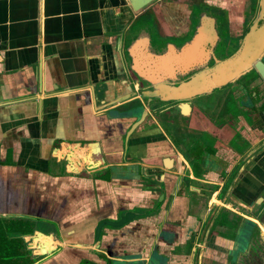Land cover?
Listing matches in <instances>:
<instances>
[{"label": "crops", "instance_id": "crops-1", "mask_svg": "<svg viewBox=\"0 0 264 264\" xmlns=\"http://www.w3.org/2000/svg\"><path fill=\"white\" fill-rule=\"evenodd\" d=\"M186 3L159 0L146 11L164 17L162 35L183 38ZM136 19L125 0H0L2 259L227 262L223 226L241 222L232 207L264 189V110L237 106L232 115L221 110L225 96L192 105L187 117L176 105L148 108L138 95L111 105L139 89L123 50ZM71 152L87 160L75 173ZM36 231L61 246L34 263L23 237Z\"/></svg>", "mask_w": 264, "mask_h": 264}, {"label": "water", "instance_id": "water-1", "mask_svg": "<svg viewBox=\"0 0 264 264\" xmlns=\"http://www.w3.org/2000/svg\"><path fill=\"white\" fill-rule=\"evenodd\" d=\"M125 1L137 19L129 28L123 50L127 69L139 89L133 91L131 85V95L115 97L111 105L138 95L148 108L169 110L176 105L187 117L192 105H206L212 97L217 101L223 99L229 89L239 90L242 84L249 82L254 72L264 81V0L260 2L261 24L254 22L242 41L233 38L226 44L220 41L215 30V23L219 20L206 7L187 2L192 6L189 7L191 26L183 38H176L171 34L162 35L157 12L146 11L159 0ZM222 44L225 50L219 46ZM69 148L81 150L79 144ZM86 149L94 154L99 152L97 143L88 144ZM77 153H67L66 161L73 166L72 173H75L78 162H87L84 157L79 159ZM168 161L166 159L165 163ZM165 163V168L170 169ZM98 166L95 163L88 167L94 169ZM23 241L36 257L47 258L58 251V245L61 246L52 235L38 231L24 236Z\"/></svg>", "mask_w": 264, "mask_h": 264}, {"label": "flooded vegetation", "instance_id": "flooded-vegetation-1", "mask_svg": "<svg viewBox=\"0 0 264 264\" xmlns=\"http://www.w3.org/2000/svg\"><path fill=\"white\" fill-rule=\"evenodd\" d=\"M203 1V5L210 10V14L216 16L219 20V22L215 23V30L220 41L225 44L234 38L231 34L239 31L240 34L236 39L241 40L254 22L257 25L261 24L259 20L261 0ZM191 22L192 20H190L189 26H191ZM219 46L225 50V45ZM250 77V81L242 84L241 86L243 87H239V90L235 88L228 90V94H225V100L221 107L222 111L227 108L228 113L239 116L238 107L243 110L251 108L250 110L254 111V113L264 110V81L255 72ZM223 93H219V96ZM212 99H209V101H212ZM237 138L235 136L233 142ZM250 158L251 156L245 158L237 166L238 169L244 166ZM240 205L241 207H232L238 211V213L233 212V215L241 219L239 225L233 228L231 227L232 224L225 220L226 223L223 226L224 232L221 233L225 244L223 254L227 256L225 264H264V189L258 193L251 204L240 202ZM213 227L214 224L211 225L209 233L215 231L216 228ZM201 240L198 239L199 242ZM196 252L194 258L197 256ZM44 258L45 256H39L33 261L37 263ZM80 264H90V262L83 260Z\"/></svg>", "mask_w": 264, "mask_h": 264}, {"label": "rangeland", "instance_id": "rangeland-1", "mask_svg": "<svg viewBox=\"0 0 264 264\" xmlns=\"http://www.w3.org/2000/svg\"><path fill=\"white\" fill-rule=\"evenodd\" d=\"M165 1H168V3H172V2H175V1H187V2H190L191 4H197L199 5V7H202V8H205V6L203 5L204 1L203 0H165ZM167 4V3H166ZM188 4V3H186ZM160 20H164V17L162 16L161 18H159ZM167 30L165 31V33L167 34ZM224 37H226V35H224ZM245 149V146H242V147H239L238 151L239 153H242Z\"/></svg>", "mask_w": 264, "mask_h": 264}, {"label": "trees", "instance_id": "trees-1", "mask_svg": "<svg viewBox=\"0 0 264 264\" xmlns=\"http://www.w3.org/2000/svg\"><path fill=\"white\" fill-rule=\"evenodd\" d=\"M1 245H2V244H0V249H1ZM1 256H3V254H2V250H1V253H0V264H13V263L11 262L12 259H7V260H6V259H2ZM5 256H8V257L10 256V257H11V256H12V253H11V254H7V255L5 254ZM10 262H11V263H10Z\"/></svg>", "mask_w": 264, "mask_h": 264}]
</instances>
